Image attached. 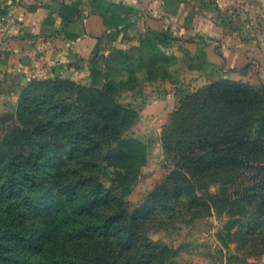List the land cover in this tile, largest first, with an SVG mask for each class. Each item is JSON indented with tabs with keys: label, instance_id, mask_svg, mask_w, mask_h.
<instances>
[{
	"label": "rangeland",
	"instance_id": "1",
	"mask_svg": "<svg viewBox=\"0 0 264 264\" xmlns=\"http://www.w3.org/2000/svg\"><path fill=\"white\" fill-rule=\"evenodd\" d=\"M188 60L135 49L0 106V264H264V136L237 132L263 88ZM249 132L245 162L219 156Z\"/></svg>",
	"mask_w": 264,
	"mask_h": 264
},
{
	"label": "crops",
	"instance_id": "2",
	"mask_svg": "<svg viewBox=\"0 0 264 264\" xmlns=\"http://www.w3.org/2000/svg\"><path fill=\"white\" fill-rule=\"evenodd\" d=\"M1 22L0 106L32 79L157 47L201 80L264 87V0H0Z\"/></svg>",
	"mask_w": 264,
	"mask_h": 264
},
{
	"label": "trees",
	"instance_id": "3",
	"mask_svg": "<svg viewBox=\"0 0 264 264\" xmlns=\"http://www.w3.org/2000/svg\"><path fill=\"white\" fill-rule=\"evenodd\" d=\"M221 82H225V83L227 82V83H230V84H237V90L246 91L248 96H249V98L251 96V91L256 89V88L251 87V86H249L247 84H241V83H237L235 81L224 80V81H221ZM262 88H263V91H264V87H262ZM252 102L255 105L257 104V100L255 99V97H253V99H249V104L250 105H251ZM254 114L255 113H253V114L251 113V114L245 115L239 120L240 122H237V132L238 133L244 130L242 128L244 122H250V123H252V121L256 122V119L258 118L259 125H258V128L256 126V130H257L259 136H264V110L259 115H255V117L252 119V116ZM224 137H226V136H224ZM72 140L73 141L71 143H69V144L70 145H76V141H75L76 138H74ZM258 142H259L258 139L254 138L250 132L249 133H245L243 135L237 134V136L236 135L227 136V138L222 140V143L220 144V148L223 151L219 154V156H222L224 158L227 157L229 159H237L239 161L245 162L247 157L250 156V154L253 151V149L256 148ZM257 161H260V160L257 159ZM244 169H247V168H244ZM255 186L258 187L259 185H255ZM255 189H256V187H255ZM89 209H91V208H89ZM127 209H128V207H123L122 206V207H120L118 209L113 210L112 212L115 215H118V217L121 214H123L124 217H127L128 216L126 214ZM257 221L258 222L259 221H264V213L262 214L261 217L258 218ZM103 228H104V231L107 232V236H106V240H107L110 227L107 226V225H104ZM102 239H104V238H102Z\"/></svg>",
	"mask_w": 264,
	"mask_h": 264
},
{
	"label": "built area",
	"instance_id": "4",
	"mask_svg": "<svg viewBox=\"0 0 264 264\" xmlns=\"http://www.w3.org/2000/svg\"><path fill=\"white\" fill-rule=\"evenodd\" d=\"M6 26L7 24H3L2 22L0 23V33L1 34L4 33L5 29L7 28Z\"/></svg>",
	"mask_w": 264,
	"mask_h": 264
}]
</instances>
